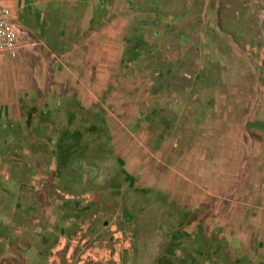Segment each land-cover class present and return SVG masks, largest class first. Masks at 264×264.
Wrapping results in <instances>:
<instances>
[{
  "label": "rangeland",
  "instance_id": "rangeland-1",
  "mask_svg": "<svg viewBox=\"0 0 264 264\" xmlns=\"http://www.w3.org/2000/svg\"><path fill=\"white\" fill-rule=\"evenodd\" d=\"M9 6L17 40L15 58L0 46V174L39 175L59 135L67 141L64 131L82 132L96 121L90 113L101 102L74 107L48 100L98 92L68 85V63L58 59L71 58L74 66L82 47L75 44L78 36L117 31V61L138 70L139 88L150 98L139 107L151 115L141 118L139 133L111 120L113 141L118 137L123 148L116 154L129 163L130 177L140 178L139 187L151 190V198L142 199L151 213L125 217V233H145L151 218L155 264H197V249L215 240L208 254L214 264H264V147L252 146L249 156L244 144L245 132L264 144V135L250 131L264 130V0H12ZM93 129L82 141L104 142L101 127ZM229 201L251 211L255 228L242 229L238 220L248 215L237 210V230H230L253 242L249 260L229 250ZM25 227L19 220L0 223V264L99 263L84 254L87 247L79 244L84 235L76 247L71 233L47 246L46 231L37 235ZM114 244L105 264H128L112 257ZM36 247L37 260L21 254ZM80 254L87 259L78 263Z\"/></svg>",
  "mask_w": 264,
  "mask_h": 264
},
{
  "label": "crops",
  "instance_id": "crops-1",
  "mask_svg": "<svg viewBox=\"0 0 264 264\" xmlns=\"http://www.w3.org/2000/svg\"><path fill=\"white\" fill-rule=\"evenodd\" d=\"M120 35L113 30H96L86 36H78L79 40L75 44L82 47L77 48L74 58L76 64L72 66L71 58L58 59L59 62L67 61L68 63V85L85 88L90 86L98 89V92L54 95L48 101L57 104L71 102L74 107L81 106V103L101 102L97 109L90 113L96 121L82 132L64 131L63 134L67 133L65 135L67 141H62L63 135H59L53 143L56 152L49 154L51 161L47 160L43 167L37 169L42 174L40 172L39 175L30 174L24 178L15 179L3 170L0 174V218L2 217L0 223L10 226L19 220L26 226L25 228L33 230L37 235L38 231L40 232L39 229L46 231L44 237L47 241L43 244L47 246H52L53 238L60 240L61 237H68V233H71L74 235L71 237V244L76 247L84 235L85 240L79 244L87 247L84 254L93 257L95 262H99L98 264L106 263L107 249L112 240L115 243L112 257L117 262L119 260L128 264H155L157 257H151V218L145 223V233L136 232L131 236L125 233L122 223L124 218L130 217L131 214L144 211L151 213V204L146 205L142 202L143 198H151V190L139 187L140 178L136 180L135 177H130L129 163L116 154V151L123 150L119 147L118 137L116 144L115 140L113 141L115 132L112 119H117V125L120 124V128L133 126L136 128H133L132 132L139 133L145 123L141 118L147 117L146 113L149 115V110L144 111L139 107L141 101L150 98L139 88L138 70L117 61ZM101 88L104 92H100ZM118 103L122 106H118ZM88 106L84 105L83 108L88 110ZM149 116L151 119V115ZM146 123L150 125L149 121ZM96 125L101 127L102 135L107 137L105 141L102 143L82 141L85 131H90L93 127L95 129ZM250 131L264 135V130L261 128ZM245 135H247V141L244 144L249 147V156L252 155L253 147L260 145L264 147L263 143L253 140L247 132ZM128 144H131L133 149H140L136 143L128 142ZM49 149L51 150V147ZM87 152L98 154V157H88ZM78 154L81 157L77 156ZM231 156L234 160L235 154ZM149 159L151 160V157ZM44 182H46L45 187H43ZM202 194L201 197H203ZM129 197L135 200L132 205L126 200ZM46 198L47 201L44 204ZM235 204L238 203L229 201L226 209L229 215L225 223L229 230L226 233L229 238L228 246L233 255L243 254V258L249 260L253 242L250 239L236 237L235 232L230 230H237L234 225L236 223L234 215L237 210L248 215L238 220L242 229L247 227L252 229V221L249 218L251 211L244 203L240 206ZM219 210V207L213 209L215 212ZM213 221H215L214 218ZM42 223H45L47 228L42 229L40 225ZM110 239L111 242L108 241ZM214 242L207 245L206 250L204 247L197 249V264L215 262L214 256H208L209 247ZM129 244L133 246L131 249L128 248ZM24 253L28 254L27 260L32 261L40 251L36 247L28 249L27 252H21V254ZM84 254H80L77 258L78 263L87 259ZM234 258L233 256V262H235Z\"/></svg>",
  "mask_w": 264,
  "mask_h": 264
},
{
  "label": "built area",
  "instance_id": "built-area-1",
  "mask_svg": "<svg viewBox=\"0 0 264 264\" xmlns=\"http://www.w3.org/2000/svg\"><path fill=\"white\" fill-rule=\"evenodd\" d=\"M12 0H0V46L10 58L16 57V30L11 23L10 3Z\"/></svg>",
  "mask_w": 264,
  "mask_h": 264
}]
</instances>
